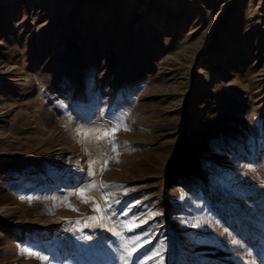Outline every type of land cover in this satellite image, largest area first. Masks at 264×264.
I'll list each match as a JSON object with an SVG mask.
<instances>
[{"label":"rangeland","instance_id":"1","mask_svg":"<svg viewBox=\"0 0 264 264\" xmlns=\"http://www.w3.org/2000/svg\"><path fill=\"white\" fill-rule=\"evenodd\" d=\"M0 264H264V0H0Z\"/></svg>","mask_w":264,"mask_h":264},{"label":"snow or ice","instance_id":"2","mask_svg":"<svg viewBox=\"0 0 264 264\" xmlns=\"http://www.w3.org/2000/svg\"><path fill=\"white\" fill-rule=\"evenodd\" d=\"M119 127H120V125H119V123H118V124L116 125V127L113 128V129L111 130V133H114L115 131H117V130L119 129ZM125 130H127V129H125ZM111 133H110L109 131H105V132L103 133V135L97 137V139H103L104 137L111 135ZM89 187H91V188H95L96 185H95L94 183H93L92 185H90V186L86 185L84 189H81V190H80L79 195L81 196V199H82V201H83L84 203H89L90 201L93 202V204H94V208H93V210H94V211H97V212L102 213V212L104 211V209H102V208L100 207V205L96 204V203L94 202V200H93L92 197H90V196H86V195H85V192L89 189ZM101 187H108V186H107V185H101ZM69 207L72 208L71 205H69ZM72 210H73V211H78V209H75V208H72ZM91 219H93V220H102V219H104V216L92 217ZM116 234L119 235V233H116ZM135 239H136V240H139L140 237H136ZM133 242H135V241H133ZM233 243H235V241H233ZM125 247H126V245H125ZM21 252H22L24 255L28 256V257H36L37 259H40V260H43V261H48V260H49V257H48L47 255H40L39 253H37V252H35V251H32V250H30V249H28V248H23V249H21ZM128 255L131 256L132 253L129 252ZM118 259L123 260L124 257L121 255V256L118 257Z\"/></svg>","mask_w":264,"mask_h":264},{"label":"bare ground","instance_id":"3","mask_svg":"<svg viewBox=\"0 0 264 264\" xmlns=\"http://www.w3.org/2000/svg\"><path fill=\"white\" fill-rule=\"evenodd\" d=\"M90 112V110L86 111V113L88 114ZM13 234L16 236V238L21 239L25 236V232L23 230H21V228L19 226H15L12 230Z\"/></svg>","mask_w":264,"mask_h":264}]
</instances>
